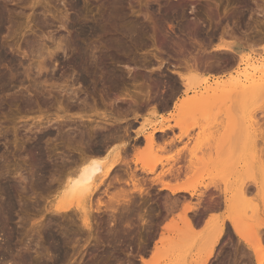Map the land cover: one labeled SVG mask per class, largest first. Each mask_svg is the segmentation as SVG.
Wrapping results in <instances>:
<instances>
[{
    "label": "rangeland",
    "instance_id": "obj_1",
    "mask_svg": "<svg viewBox=\"0 0 264 264\" xmlns=\"http://www.w3.org/2000/svg\"><path fill=\"white\" fill-rule=\"evenodd\" d=\"M75 1L77 3L76 2L74 3V0H0V10H1L0 12L3 13V18H4L0 26V55H1L0 56L1 58L0 86L2 84L1 81L3 75H5L8 79L7 87H5L4 90L0 91L1 92L0 93V157L2 156L0 158L1 159L0 171L2 175L0 177V180L2 179L4 174L6 175L8 174L9 176L6 177L8 178L7 180L10 182H12L13 180L14 182V183L12 182L14 184L13 187L19 188V190L15 188L18 191V193L19 191L21 193L20 190L21 186L23 187L22 188L23 194L21 193V195L18 194L17 191L14 189L16 193V195L14 193V198L16 199L15 204L17 206L16 207L17 210L15 208L14 210L15 213L12 214L14 216V217L12 216L13 220L8 221V222H12L11 223L12 226L10 223L6 222L4 226H6L7 229L6 227L4 228L3 225L1 227V224L5 221H3L4 219L0 217V221H1L0 264H15V262H17L16 259H18L17 258L18 256L20 258L18 260H20V264H21V259H23L24 256L20 257V255H24L26 252H27L26 254L30 255V262H31V257L32 260L34 259L33 264H93L94 262H95L94 264L96 263L98 264L99 262H100L99 264H140L139 261H137L140 256L142 258L144 257V259L146 258L147 261L148 259H151L149 262L151 264H203L201 262H203V260L205 259L204 258L205 254L207 253V249H206L208 246L207 244H209L211 241V236L209 234L211 233V231H208V229L211 230L212 228L210 229L209 227H214L213 226L214 221L217 223L218 227L222 225L221 223L226 225L227 211H225V207L223 206L222 202H220L221 201L220 198L224 196L223 193L228 188H230L229 185L233 183V180H236L234 182L238 183L237 179L240 178L239 179L240 184H242L241 182L248 184L251 179H248L247 176L249 177V174H252V172L253 173L256 172L253 175L257 173L258 174L257 176L255 175L256 177L251 175L249 178H252L253 176L258 180L260 178L262 179V177L264 179L263 176L264 173H262V171L264 170V168H262L264 167V154H263L264 153L263 152L264 150V0H160V1L159 0H78V1L75 0ZM181 2H183L182 11L177 10L176 12L175 10H171L172 7H175V5L176 6L180 5ZM78 3L80 6L78 5ZM116 3L118 5H115ZM157 3L159 4L157 5ZM215 5L217 6L216 9H215L216 7ZM116 6L118 8H116ZM161 6L163 7V9L164 7H166L167 9L168 7L170 8L167 16L168 17L171 16V17L169 18V20L167 17L166 25H165V19H163L162 17L165 11H163ZM109 7L110 8L113 7L112 8L114 9L113 11L116 12V13L113 12L115 16L116 14L118 15L116 17L114 16L112 21L111 20L107 21L106 19L107 13L110 10ZM115 8L117 10H115ZM208 13H212V14H210L209 16ZM147 18H149V20L152 19L153 21L152 22L149 20L147 21ZM191 18H195L196 21L199 20V23L201 24L199 25L198 28L200 33L197 32L198 31L197 30L196 33L189 34V36L192 34L193 35L195 34V36L197 35V40L198 42H200L199 43L201 48L200 52H198L199 51L198 46L193 45L191 43V40L188 39L189 38L188 34L186 35L184 31L183 32L178 31L181 28V27L178 28L179 27L178 23L181 25V23L183 24V23L191 22ZM161 20H163L164 22H160ZM173 22L176 24H173ZM123 23H125L126 25ZM170 23L172 25V28L168 27ZM206 23L207 25L211 26L210 30L213 29L214 30L206 32L205 31L206 29H204L206 27ZM145 24L147 26H145ZM123 25L124 27L128 25L127 27H130V29L131 27L133 29L135 28L134 31H137L138 30L137 28L139 27L141 28V26L147 28L149 27L151 31L147 33L148 34L146 35L148 36L147 38L146 36L145 37L142 36L137 39H134L135 42L133 40L131 43H128L127 46L130 44V46L128 47L129 48L128 50L130 51L125 50L124 54H122L123 52L121 53V51L123 50L121 51L119 50L121 48L120 45L123 43V40L119 37V35H116L114 33ZM138 25L139 27H137ZM202 25H204V28H202L203 31L201 30ZM84 26H86L85 28H88V30L86 31L87 34L88 32H91L92 34L97 33V35H93V37L92 36L89 37V35H91V33H89L88 35L86 34L84 37H76L80 28H84ZM219 27L221 29L223 28L224 30L222 29L223 30L222 31ZM91 28L96 32H92ZM98 28L101 29L100 30L101 32H103L102 30H104V33H101ZM152 28H154L153 29L154 31H152ZM167 28L170 30H168ZM110 30L112 31V34L110 35L112 37H109L108 35V32ZM120 31L121 30H119V32ZM224 33L227 35H225ZM176 34H178L179 37L178 35L176 37ZM153 35L155 38L152 37ZM162 36L163 38H161ZM85 37H87V39ZM143 37L145 38V40ZM153 38L154 41L156 42L155 44L154 41L152 40ZM174 38L175 40L176 38H179L184 41L186 39L190 41L188 42V40H186V42L182 43L181 48H179L177 47V45L173 46L172 44H169ZM162 39L168 41H162ZM107 40L111 46L113 45L114 47L117 48L119 47L117 53L118 58L115 57V60H118L120 62H117L115 60H114L115 62L113 61L112 63L107 62L106 68L103 66V68L105 69L100 71L101 74L106 72L107 73L103 74L101 79L99 77L100 74L97 72L98 75L91 73L92 74L91 77V75L88 74L87 76L89 77H87V79L84 80L80 75V73L82 74L81 72L82 70L76 67L71 68L73 67V65L72 64L69 65L68 63L70 59L72 60V58L76 56L74 55L76 51L75 50L73 51L72 42L74 41L75 44H77L76 42L82 43V46L88 43L87 47L88 46L91 47L92 44L91 48H94L93 51H96L94 52L95 57H98L100 56L101 53V52L99 53L98 51H101L104 48L102 46L106 45V43L104 44V41L107 42ZM98 42L100 43V45L98 44ZM116 42H117V46H116ZM161 42L163 43V46ZM133 43H139V44H133ZM141 43L143 44V46ZM184 44H186V46ZM203 44L205 45L203 46ZM99 46H101L102 49ZM219 46L230 48L231 52L221 53L220 51H215L216 49L219 48ZM195 50L197 52H195ZM155 52L156 54H153ZM197 53L198 54L200 53L201 55H198ZM191 54L195 56H192ZM72 55L74 56L71 57ZM189 56H192L193 58ZM238 57L242 58V62H239ZM196 60H199L198 63ZM207 61L208 63H206ZM193 62L195 65H198L200 63L202 66L198 65L200 67H196L198 68L196 69L195 65H193ZM210 62L212 63L211 67L214 70L208 68ZM181 63L184 64L185 67ZM41 64L43 65V67ZM178 64H180L179 66L181 68H179ZM204 64L205 65L209 64V65L205 67ZM175 65L177 67H175ZM187 66L189 68H187ZM107 68L111 70L110 73H109L110 70H108ZM129 69H131V71H129ZM157 70L159 71L157 72ZM166 70L169 71L167 72ZM207 70L209 72H207ZM172 72L175 73L177 72L181 76H184L183 81L180 80L179 77H178L179 81L175 79L177 78V76ZM116 74H117V78H115ZM190 74L192 75L195 74L194 79L200 80V81L197 80L198 83H195L194 84L195 86L190 84H189L190 86L187 85L188 82L187 80ZM119 75L121 76L120 79H119L120 77ZM105 76L107 77L106 80H105L106 78ZM112 78L114 79L112 80ZM205 78L208 79L205 80ZM216 79H218V81H216ZM239 81L240 83L237 86ZM252 84H254L255 86V88L253 87L254 89L249 87ZM240 85H243V87H240ZM209 86L213 91L214 90L216 91L212 92V94L214 93L213 94L214 97L212 100L213 102L211 101L212 104L210 102L207 105L206 107L207 109L190 108V110L188 109L187 111L183 110V112H181L178 115V111H176L175 108L176 105H180V101L182 100V98L180 100H177V97L182 95L183 98H185V95L191 96L198 93L201 94L203 93V91H205L204 89H207ZM245 86L246 87L248 86L249 89L247 90L242 89L244 90L242 91L241 88H246ZM110 87H112V89ZM214 87L215 89H213ZM154 90L155 93L153 92ZM169 91L172 92L169 93ZM152 93L154 96L152 95ZM150 94L154 98H151L152 96ZM126 98L127 99L129 98L130 101H132L136 105L128 107V104L126 103L129 102L128 101L129 99L127 100ZM119 100L121 101V103ZM174 101L177 102V104H175L174 107V113L170 114L166 118L158 116L159 111H165L171 109V105H172L171 103H173ZM163 104L164 106H162ZM125 107H127L128 109ZM117 109H120L121 111ZM133 109L135 110V112L133 111ZM136 109H138L139 111H136ZM123 110H125L126 112ZM117 111H119V113L121 112L120 113L121 115L117 113ZM154 111L155 113L152 114ZM131 112L134 113L131 114ZM203 113H211L212 115L211 116L207 115L209 117L207 118L206 115H204ZM78 116H84V117L88 116L91 118L93 117L92 119L95 120V124L93 123L83 124L77 120ZM66 118L71 119V121H68V123L67 122L62 123V120H66ZM103 118L104 121L107 120L106 122L112 120L117 121L116 122L117 128L116 127L114 129L112 128L113 131L112 129H109L110 127L107 128V130L108 129L109 131L111 130L112 133L116 130L115 134L117 136L119 135V133H120L119 136H122L123 134L121 132L124 130V128H127L126 137H123L124 139H122V137H119L118 139L114 140L112 138H108V134H109L108 131H107L108 134L106 133L107 134L106 136H104L106 131L103 132L102 129L101 130L96 129L99 132L98 133L94 127L99 125L97 121H103ZM119 122H121L122 124H120ZM161 122L164 126H167V128L170 129L165 131L166 133H161V134L155 133L153 135L154 148H152L151 150L154 151H152L153 152L152 153L146 147V142L143 140L142 135L150 133L152 128L154 126H157V124H160ZM88 125L91 127L90 129H88L89 128ZM83 126L85 127V129ZM140 129H143L144 131L142 130L140 131ZM15 130L17 133L14 132ZM85 130L88 131L86 132ZM99 130L102 131L101 135H99L100 134ZM134 130H136L135 133L131 132ZM138 131L139 133H137ZM184 131L186 132L185 135L182 133ZM83 132L88 134L89 137L91 138L90 139L86 135L87 140H89L88 141L89 144L88 142L86 144L88 146H90L91 144L90 147L88 146L85 147L84 145L85 143H83L82 141L83 138H81L80 135H82V137L85 138ZM111 132L110 134H112ZM14 134H16V137ZM97 135L98 136L103 135L105 137V138L103 137L104 138L103 144L104 146H106V148L103 146L102 147L103 150L101 151L103 152L104 150H106L107 151L106 153L108 154L106 155L104 153L105 151L103 153L100 151V153L98 154L101 156L98 159H104L107 162V164L111 162H117V163L123 162L125 165H123V163H120L119 165L120 167L118 166V170H115L112 174V175H118L117 181L120 185L113 184L109 189H107L106 183L108 182L107 181L108 179L104 180L105 182L99 185L98 192L94 196L90 197L91 199L90 202H87L90 200L88 199L89 197L87 199L78 198V196L74 197L71 196V194L69 195V191L66 194L67 191L65 190V188L62 186L59 187L58 184L60 185V183L58 182L57 184L56 181H58L57 179L60 174L63 175V172L68 171V167L70 169L71 168L74 169V166L77 167L76 165L78 163L76 165L75 163L78 160H76L75 158L79 159L81 157L78 154V152L82 153L85 150V148L89 150V148L92 147L96 148L97 146H100L98 144L102 145V143L100 142L98 143L95 139H93L94 137H97ZM159 136L164 138L161 139V137ZM42 137L44 140L41 141L40 139H42ZM227 137L228 140H226ZM229 138H230V145L232 143L234 145V147L233 145H231L233 148H230ZM232 138L233 141L231 142ZM92 140L96 141L97 143L96 146L95 145L93 146L95 142L92 143L91 142ZM104 140L105 141L107 140V142L104 143ZM113 140L114 142H112ZM223 141H225L226 143V145L224 146L227 148L226 150L227 153L224 152L225 148L220 150V156L224 158V159L222 158L220 159V157L217 156L219 153L216 147L217 144H220L221 142L223 144ZM162 145L164 148H162ZM37 146L39 147L40 151L42 148V150L46 151L43 152L48 154V155L44 154L45 156H48L46 157L47 161L44 160L45 158H43V161H46L44 162V165L47 166V168H44L43 166L45 170H43L42 168L43 161L41 162L39 158L34 156L37 153L35 149ZM109 147L111 151L107 149ZM145 147L152 154L147 152ZM231 149H232V153H230ZM87 152L86 154L83 153L84 157H87V155L89 154V152L88 153ZM151 155H153V158L151 157ZM230 156L233 157L231 158ZM205 158L206 160H204ZM218 159H220L221 161L220 163L217 164L216 162L217 161L219 162ZM74 160L76 162H74ZM138 160L142 162L154 161L157 164L155 165L152 173L149 174L142 170L141 164L134 163ZM207 160L209 162H206ZM222 160H224L223 163ZM203 161L204 163L205 162L207 163V166L204 165ZM64 162L65 163L67 162L66 163L67 165ZM68 162L70 163L74 162L73 163L74 165L68 164ZM209 164L211 167H208ZM214 164L217 166L219 165L218 166L219 168L216 167ZM250 164L253 167L252 166L250 167L249 166ZM212 165L215 166L216 168L212 167ZM220 167L223 169L221 170ZM244 167H247V170ZM240 168L242 171L243 170L244 171L242 172ZM32 169H34V171ZM217 169H219V171ZM250 169L252 170L256 169V171L255 170L251 171ZM220 170L222 173L220 172ZM228 170L230 171L228 172ZM258 170L261 173L257 172ZM58 171L59 173H57ZM217 171L219 173H217ZM237 171L240 174L237 173ZM245 171L247 172L245 173ZM76 172L74 173V175H72V177H75ZM54 173H57V175ZM33 174L36 176V178ZM45 174H47V176H45ZM37 175L39 178L37 177ZM259 175L261 177H259ZM214 176H216L217 178ZM47 177L50 178L48 179ZM234 177H236V179H234ZM148 179L149 181L145 182ZM192 179L194 180V182L195 181L196 182L192 183L193 181ZM60 180H62L61 176L59 178V181ZM152 180H156L157 182L155 181L153 183ZM40 181L42 182L40 183ZM138 183L140 184L141 187L139 186ZM146 183L148 185H146ZM189 183L190 185H193L192 186L193 188L188 187ZM162 184H167L169 187H173V188H175L176 186H180L182 184L181 186L184 185L183 187L190 188L191 196L184 193L171 194L168 190L162 188ZM61 187L63 188V190ZM106 189L108 190V193ZM139 189L141 191L142 198L141 196L138 195L140 194L138 191ZM234 189H236V187H234ZM254 190L255 189H253L252 191L255 194L252 192V194L248 196L250 198L248 200L252 202L253 205L255 203L257 210L258 209L259 210L258 212L257 210L251 211L249 208V212L250 214L255 213L256 215L255 214L254 215L256 217L258 214V218L256 217L254 218L253 215L252 216L253 218L251 217L252 218L251 220L250 218H247V216L243 214V212H241V214L243 215L241 216L240 214L241 209H239V206L242 203L239 200L236 201L238 203V204L236 203L237 204L236 206H238V208H236L238 211L236 212L237 214H240V216L242 217V218L240 217L241 219V220L239 219L240 221L243 222L245 221L250 225L249 229L250 227L252 228V226L254 227L255 226L254 224H256L257 228L260 227L259 233L262 236L261 232L263 231L264 228L262 227L263 223L260 221L264 222V218H263L264 195H261L260 197L259 192ZM136 191L138 192L135 193ZM143 191H145V193ZM116 192H119V194L117 195ZM120 192L124 197H128V194L132 192L133 194L132 193L129 194V197H131V199L133 200L131 201L128 200L129 204L124 203L127 202L126 200L129 199V197L127 199L126 198L122 199L123 196L120 194ZM110 193L111 195L116 194V196H118L119 198L121 196L122 199L121 201L119 199V201L121 202L119 205L120 208L115 206V210L116 209L117 210L115 211L116 213L115 212L112 213L113 218L112 216H110L109 211L106 210L107 205L106 206L103 205V204H107L106 202L108 201L106 200H108ZM207 193L209 196L207 195ZM107 194H109L108 197ZM262 194H264V191ZM213 198L215 199L217 198L219 201L218 202L217 199L216 200L214 199V202L216 201L217 203H219L217 204L215 202L217 204V205L215 204L216 206L213 203ZM0 199H1L0 201L4 202L3 197L0 196ZM208 199H210L209 201H211L212 199L211 203H213L214 207L216 208L214 209L210 208L212 207V204L208 202ZM256 199L257 201H253ZM249 201L247 203H249ZM101 202L103 204L99 206ZM130 202L133 203L130 204ZM88 203L91 209H95L99 207L101 210V212L98 211L97 215H96L97 212L92 215L93 221L91 220V222L93 223L95 222L94 223L95 225L94 224L92 225L94 226L93 228L95 230V233L93 232L94 234L93 233L88 234V232L86 233L84 231L85 230L84 227L82 228L81 226L82 223L80 222L81 221L80 212L83 209L88 208L89 206ZM1 204L2 203L0 202V205ZM122 204H124L123 207H121ZM128 205H130V207ZM218 205L221 207V208L219 207V210H218ZM243 205L244 204H242L240 208H242ZM245 205L243 207H245ZM255 205L253 207H255ZM203 206L204 207L206 206L208 209L206 210ZM188 207L193 208L194 210L190 209L189 211H186ZM60 208H67L69 210L68 214L67 213L64 215L62 214V216L56 215L55 211L59 210ZM209 208L211 209V211H209ZM244 209L242 208V211H244ZM200 210L202 211V213L203 211L206 210L203 213L204 216L201 215L202 213L200 212ZM213 210L215 211L217 210V211L213 212ZM245 211L248 210L245 209ZM199 212L201 214L198 215V218L201 215L200 217L201 224L195 227L194 226L187 227L190 228V231L187 230V228L183 230L186 226H188L185 225L184 223L188 221V219H190V221L192 220L193 222L194 220L193 218H195L196 217L195 215ZM113 214L116 216H114ZM142 215L144 217H142ZM108 216L110 218L109 220H108ZM211 216L213 220L209 219L211 218ZM244 216H246L245 220H242ZM195 219H197V217ZM206 220L209 221L206 223ZM251 221L252 223H250ZM215 222L214 225L216 226ZM164 224L167 225L170 224V226L171 225L174 226L173 227L174 229L172 228V230H170L168 229L170 227L167 228L165 227V229L162 231ZM248 224L246 226H248ZM59 226H62L64 228L62 229L64 230L65 233ZM43 227L46 228L47 230L43 229ZM10 228H12V230L15 229L16 233L13 234L14 231L12 232ZM79 228L82 229V233L81 231H79L80 230ZM5 229L7 230V232ZM254 229L252 228L253 232L255 231ZM9 230H10V234H13L12 236L9 234L11 237L7 235V233H9ZM43 230L44 232L45 231L49 232L52 230V232H54L53 234L56 235L60 234L59 235L60 238H58V236L55 235L56 239L58 240L59 239L61 240V238H63L66 233L67 234L69 233V235L66 234L67 237H64L62 239L68 241L67 242L68 244L65 243L66 244L65 245L64 244L65 241H63L64 245L61 244V247H59L61 248V250L64 249L65 252L62 250V252L59 253L60 249L58 248L59 250L57 249L58 250L57 255L56 252L55 253L53 252L54 255L47 254L46 252L48 251V249L51 248L50 247L51 243L46 247H44L43 245H46L45 243H49L51 241L50 240L48 241V239L45 237L46 232L44 233ZM60 230L62 231L60 232ZM38 231L40 234L38 233ZM165 231L169 233H166ZM3 232L6 233L5 235L8 236V238H6V236L3 235L4 234ZM42 233H44L43 237H42ZM260 234H258L259 237ZM39 235H40V239L38 238ZM231 235L232 234L231 233L229 234L228 232V235L226 236L228 237V239L230 238V241L228 239L226 240V237H224L223 240L220 241V243L222 242L221 245H218L216 247L217 250H214L213 252L214 255L216 253V256L212 255V258H210L209 261L206 262V264H217V262L218 264L219 263L221 264V261L223 263V260L224 262H226L225 259L227 258L226 256L227 254L228 256L230 255L229 258H227L230 259V261L226 259L227 262H230V264L233 262L232 264H235V262L237 261L238 264H240V262H242L241 256L243 257V254H246L247 252L249 254L246 255L248 256L250 255V258L246 256L250 260V261L248 260L249 263L255 264V260L253 258L254 255L251 253V251L249 250L246 251L247 248L244 246L243 242L238 241L234 236H232L234 238L229 237ZM9 237L11 238L10 240ZM68 237L69 240L71 239L70 241L68 240ZM160 238H162L161 239L162 241L159 240ZM8 240H9V244L12 247L9 246L11 249L9 248V250L7 251V247L5 246L6 245L5 241L8 242ZM38 240H40V242ZM41 240L42 241L47 240V242L42 243ZM250 240H254V239H250ZM158 241L160 242L158 243ZM36 242H39L37 243L39 244L38 246L35 245ZM69 242L73 245V247ZM135 242L136 245L134 244ZM187 242L190 244L189 245L186 244ZM155 243H158L157 245L159 247L157 246V248L161 252L159 250L158 252L153 250L154 248L153 246L155 245ZM252 243L254 242L252 241ZM24 246H28L27 247L28 249L25 247L26 252ZM42 246L44 247L43 250L42 249L39 250ZM65 246L67 248H65ZM74 246L75 248L77 247L75 254L74 252H72L74 250L73 249ZM38 247L40 248L38 249ZM180 247H182L181 250ZM237 247L240 251L237 250ZM45 248L47 250H44ZM235 248L236 250L233 251V249ZM3 251L10 253L11 255L9 254L10 255L9 256L7 253L5 255L4 253H2ZM34 251L36 253L37 252L41 253V251H44V254H47V257L49 255L51 259H49V257L47 258L46 255L44 256L43 252L41 253L43 254V257L41 259V257L39 258L40 254L37 253L39 254L37 255ZM235 252H241V253L243 252L242 255L238 254L239 256L241 255L240 256L241 259L234 255ZM152 253L153 254L157 253L156 254L157 256L156 255L152 256L153 255ZM231 253H233V255H231ZM7 255L10 257V259H7L9 258L6 257ZM29 255L26 256L29 257ZM222 255L224 256V259H222L223 258ZM232 256L233 257L235 256V258L231 259L230 257ZM12 257L15 260V262L11 261L13 260ZM236 258L240 260L238 261ZM246 259L247 258H243L244 261L241 264H246V263L249 264L248 262L244 263ZM210 260L212 261L210 262Z\"/></svg>",
    "mask_w": 264,
    "mask_h": 264
},
{
    "label": "bare ground",
    "instance_id": "obj_2",
    "mask_svg": "<svg viewBox=\"0 0 264 264\" xmlns=\"http://www.w3.org/2000/svg\"><path fill=\"white\" fill-rule=\"evenodd\" d=\"M78 1V0H77ZM160 1V0H159ZM76 1L74 0V3H75ZM163 2V1H162ZM77 3V2H76ZM182 3L183 2H181L180 3V5H175V7H172L171 8V10H175L176 12H177V10H179V11H182ZM73 4V3H72ZM110 4V3H109ZM159 3H157V5H158ZM169 4H171V3H169ZM78 5H79V3H78ZM115 5H118L117 3L115 4ZM214 5V4H213ZM73 6V5H72ZM76 6V5H75ZM80 6V5H79ZM109 6V5H108ZM173 6H174V4H173ZM216 6V5H215ZM74 7V6H73ZM113 7H115V6H113ZM112 7V8H113ZM120 7V6H119ZM162 7V6H161ZM110 8V7H109ZM108 8V9H109ZM112 8H110V10L108 11V13H107V21H109V20H113V18H114V16H115V14L114 13H116V12H114L113 10L114 9H112ZM116 8H118L117 6H116ZM115 8V10H117ZM159 8V7H158ZM157 8V9H158ZM186 8V7H185ZM204 8V7H203ZM209 8H210V6H209ZM217 8V6L215 7V9ZM160 9V8H159ZM162 9H163V7H162ZM169 7H168V9L166 8V7H164V9H163V11H165L164 12V14L162 15V17H163V19H165V25H166V20H167V15H168V11H169ZM213 10V9H212ZM1 11V10H0ZM106 11V12H107ZM119 11V10H118ZM114 12V13H113ZM196 12V11H195ZM212 12V11H211ZM216 12V11H215ZM170 13H172V12H170ZM179 13V12H178ZM194 13V12H193ZM121 14V13H120ZM162 14V13H161ZM184 14V13H183ZM196 14V13H195ZM210 14H212V13H208V15L210 16ZM180 15H181V13H180ZM185 15V14H184ZM183 15V16H184ZM116 16H118L117 14H116ZM115 16V17H116ZM173 16V15H172ZM196 16V15H195ZM214 16V15H213ZM219 16V15H218ZM241 16V15H240ZM123 17H124V15H123ZM122 17V18H123ZM149 17V16H148ZM158 17V16H157ZM171 17V16H170ZM170 17H168V20H169V18ZM181 17V16H180ZM215 17H216V15H215ZM126 18V17H125ZM152 18V17H151ZM183 18H185V17H183ZM196 18V17H195ZM195 18H191V22H188V23H181V25L178 23V25H179V27L178 28H180L178 31L179 32H183L184 31V33H186V35L188 34V36H189V34L190 33H196V31L197 32H199V25H201L200 23H199V20H197L196 21V19ZM3 13H1L0 12V26H1V24H2V22H3ZM105 19V18H104ZM105 19V20H106ZM155 19V18H154ZM190 19V18H189ZM122 20V19H121ZM149 20V18H147V21ZM173 20V19H172ZM175 20V19H174ZM177 20V19H176ZM102 21V20H101ZM106 21V22H107ZM126 21V20H125ZM124 21V22H125ZM144 21V20H143ZM146 21V22H147ZM149 21H153L152 19H150ZM178 21V20H177ZM188 21V20H187ZM131 22V21H130ZM135 22V21H134ZM137 22V21H136ZM154 22H156V21H154ZM153 22V23H154ZM160 22H164L163 20H161ZM170 22V21H169ZM168 22V23H169ZM182 22V21H181ZM103 23H104V21H103ZM102 24V23H101ZM106 24H109V23H106ZM123 24H125V23H123ZM129 24V23H128ZM144 24V23H143ZM148 24V23H147ZM155 24V23H154ZM162 24V23H161ZM173 24H176V23H174L173 22ZM184 24H187V25H184ZM122 25V24H121ZM126 25V24H125ZM134 25V24H133ZM139 25H140V23H139ZM139 25L137 26V27H139ZM158 25V24H157ZM156 25V26H157ZM182 25H184V26H182ZM211 25V24H210ZM214 25V24H213ZM88 26V25H87ZM99 26V25H98ZM128 26V25H127ZM127 26H125L124 27V25L122 26V27H120L117 31H115L114 33L116 34V35H119V37L123 40V43L120 45L121 46V48L119 49V47L117 48V47H114L113 45V47L109 44V42H108V40H107V42H105L106 41V39H105V41H104V44L106 43V45L105 46H102V44H101V46L102 47H104L103 49L101 48V46H99L98 48L101 50V51H98L99 53H100V56H98V57H95V54H94V52H96V51H93V49L94 48H91L92 47V44L91 43H89V44H91V47H87V44H85V45H83L82 46V43H78V42H76L77 44H75L74 43V41L72 42V47H73V51L75 50L76 52H75V54L74 55H76V56H74V55H72L71 57H73L72 58V60L70 59V61L68 62L69 63V65H73V67H71V68H74V67H76V68H79V69H81L82 71V74L80 73V75H81V77L85 80V79H87V77H89V76H87L88 74H90L91 75V77H92V74L91 73H94V74H97V72L100 74L99 75V77H100V79H101V77H102V75L103 74H106V73H102L101 74V70H103V69H105L106 68V65H107V62H113L114 60H115V57L116 58H118L117 57V53H118V49L121 51V50H123V51H121V53L122 54H124V51L125 50H127V51H130V50H128L129 48V46H130V44L127 46V44L128 43H131L134 39H137V38H139V37H142V36H146V35H148L147 33H149V32H151L150 31V28L148 27H144V26H141V28L139 29V28H137L138 30L137 31H134V29L131 27V29H130V27H127ZM132 26V25H131ZM145 26H147L146 24H145ZM163 26V25H162ZM86 26H84V28H85ZM154 27V26H153ZM166 27V26H165ZM168 27H170V28H172V25H171V23H170V25L168 26ZM176 27V28H177ZM211 26H209V25H207V23H206V27L204 28V25H202V27H201V30L203 31V29L202 28H204V29H206L205 31L206 32H209V31H213V30H210L211 28H210ZM80 28V30L78 31V33H77V36L76 37H84L87 33H86V31L88 30V28ZM90 28V27H89ZM158 28H159V26H158ZM161 28V27H160ZM215 28V27H214ZM220 28V27H219ZM99 29V28H98ZM154 28H152V31H154L153 30ZM168 29V28H167ZM221 29V28H220ZM223 29V28H222ZM221 29V30H222ZM91 30H92V28H91ZM101 29H99V31H100ZM107 30V29H106ZM119 30H121L120 32H119ZM156 30V29H155ZM158 30V29H157ZM164 30V29H163ZM168 30H170V29H168ZM174 30V29H173ZM176 30V29H175ZM185 30H188V31H185ZM216 30H217V28H216ZM215 30V31H216ZM224 30V29H223ZM222 30V31H223ZM103 32H101V33H104V30H102ZM92 32H96V31H94V30H92ZM99 32V33H100ZM169 32V31H168ZM188 32V33H187ZM89 33H91V32H88V34ZM113 33V34H114ZM118 33V34H117ZM163 33V32H162ZM178 33V32H177ZM200 33V32H199ZM203 33V32H202ZM201 33V34H202ZM211 33H213V32H211ZM228 33V32H227ZM87 34V35H88ZM112 34V31L110 30L109 32H108V35H109V37H112V36H110ZM170 34H172V33H170ZM198 34V33H197ZM220 34V33H219ZM225 34V33H224ZM93 35H97V33L96 34H92L91 33V35H89V37L90 36H92L93 37ZM101 35V34H100ZM107 35V34H106ZM160 35V34H159ZM158 35V36H159ZM166 35V34H165ZM173 35H174V33H173ZM177 35L178 34H176V37H177ZM213 35V34H212ZM222 35V34H221ZM225 35H227V34H225ZM99 36V35H98ZM151 36V35H150ZM156 36V35H155ZM199 36V35H198ZM95 37V36H94ZM143 37V38H144ZM148 36H146V38H147ZM152 37H154V35L152 36ZM178 37H179V35H178ZM182 37V36H181ZM211 37V36H210ZM209 37V38H210ZM86 39H87V37H85ZM150 38V37H149ZM155 38V37H154ZM154 38L152 39L153 41H154ZM161 38H163V36L161 37ZM160 38V39H161ZM186 38V37H185ZM207 38V37H206ZM81 39V38H80ZM108 39V38H107ZM120 39V40H121ZM168 39V38H167ZM182 39H184V38H182ZM188 39H190L191 40V43L193 44V45H196V46H198V48H199V51L198 52H200L201 51V48H200V42H198V40H197V35L195 36V34L193 35H190L189 36V38ZM188 39H186V40H188ZM82 40V39H81ZM104 40V39H103ZM144 40H145V38H144ZM151 40V41H152ZM156 40V39H155ZM171 40V39H170ZM186 40L184 41V40H181V39H179V38H176V40H175V38L171 41V43H169V44H172L173 46L174 45H177V47H179V48H181V46H182V43H184V42H186ZM190 40H188V42L190 41ZM209 40H211V39H209ZM87 41V40H86ZM89 41V40H88ZM162 41H168V40H165V39H162ZM201 41V40H200ZM207 41V40H206ZM111 42V41H110ZM119 42V41H118ZM134 42H135V40H134ZM139 42V41H138ZM187 42V43H188ZM204 42V41H203ZM102 43V42H101ZM108 43V44H107ZM140 43V42H139ZM139 43H133V44H139ZM153 43V42H152ZM156 42L154 41V44H155ZM162 43V42H161ZM165 43V42H164ZM167 43V42H166ZM186 43V44H187ZM191 43H190V45H191ZM79 44V45H78ZM81 44V45H80ZM98 44L100 45V43L98 42ZM103 44V45H104ZM142 44V43H141ZM160 44V43H159ZM186 44H184L185 46H186ZM189 44V43H188ZM202 44V43H201ZM146 45V44H145ZM165 45V44H164ZM171 45V46H172ZM183 45V46H184ZM192 45V46H193ZM205 44H203V46H204ZM207 45V44H206ZM96 46V45H95ZM116 46H117V42H116ZM142 46H143V44H142ZM162 46H163V43H162ZM172 46V47H173ZM188 46V45H187ZM131 48V47H130ZM176 48V47H175ZM178 48V49H179ZM187 48V47H186ZM192 48V47H191ZM194 48V47H193ZM198 48H197V50H198ZM95 49H97V48H95ZM156 49H158V48H156ZM168 49V48H167ZM177 49V48H176ZM175 49V50H176ZM189 49V48H188ZM203 49H205V48H203ZM207 49V48H206ZM133 50V49H132ZM155 50V49H154ZM185 50V49H184ZM190 50V49H189ZM215 51H220L221 53L222 52H231V49L230 48H227V47H223V46H219V48L218 49H216ZM158 52V51H157ZM178 52H180V51H178ZM177 52V53H178ZM184 52V51H183ZM195 52H197L196 50H195ZM214 52V51H213ZM126 53V52H125ZM131 53V52H130ZM162 53V52H161ZM166 53H168V52H166ZM175 53V52H174ZM176 53V54H177ZM187 53H188V51H187ZM203 53V52H202ZM206 53V52H205ZM216 53H218V52H216ZM225 53V54H226ZM98 54V53H97ZM153 54H156V52L155 53H153ZM152 54V55H153ZM176 54H174V55H176ZM198 54V53H197ZM126 55V54H125ZM161 55H163V54H161ZM161 55H159V56H161ZM168 55V54H167ZM192 56H195V55H193V54H191ZM198 55H201L200 53L198 54ZM1 56V55H0ZM97 56V55H96ZM122 56V55H121ZM158 56V55H157ZM180 56V55H179ZM185 56H186V54H185ZM192 56H189V57H192ZM214 56V55H213ZM175 57V56H174ZM206 57V56H205ZM205 57H204V59H205ZM154 58V57H153ZM159 58V57H158ZM169 58V57H168ZM179 58V57H178ZM193 58V57H192ZM195 58V57H194ZM200 58V57H199ZM198 58V59H199ZM201 58H202V56H201ZM209 58V57H208ZM215 58V57H214ZM220 58H221V55H220ZM219 58V59H220ZM126 59V58H125ZM170 59V58H169ZM175 59H177V58H175ZM119 60H120V58H119ZM122 60V59H121ZM137 60V59H136ZM162 60V59H161ZM187 60V59H186ZM193 60V59H192ZM191 60V61H192ZM200 60V59H199ZM199 60H196L197 61V63H198V61ZM208 60V59H207ZM214 60V59H213ZM238 60H239V62H242V58L241 57H238ZM115 61H117V62H120V61H118V60H115ZM114 61V62H115ZM133 61H134V59H133ZM177 61V60H176ZM179 61V60H178ZM181 61V60H180ZM190 61V62H191ZM201 61V60H200ZM203 61V60H202ZM210 61H211V58H210ZM215 61V60H214ZM0 62H1V58H0ZM122 62V61H121ZM131 62V61H130ZM185 62V61H184ZM183 62V63H184ZM220 62V61H219ZM111 63H110V65H111ZM129 63V62H128ZM132 63V62H131ZM159 63H160V61H159ZM158 63V64H159ZM163 63H164V61H163ZM180 63V62H179ZM206 63H208V61L206 62ZM213 63H215V62H213ZM223 63V62H222ZM43 64V63H42ZM41 64V65H42ZM169 64V63H168ZM182 64V63H181ZM192 64V63H191ZM203 64V63H202ZM212 63L210 62V65H209V69L211 68V70H214V69H212V65H211ZM128 65V64H127ZM180 64H178V66H179ZM183 66H184V64H182ZM193 65H195L194 64V62H193ZM198 65H201L200 63L198 64ZM198 65H195V68L196 67H200V66H198ZM208 65H205L204 64V66L206 67V66H208ZM103 66L105 67V68H103ZM202 66V65H201ZM214 66V65H213ZM41 67V66H40ZM42 67H43V65H42ZM160 67V66H159ZM165 67V66H164ZM175 67H177L176 65H175ZM185 67V66H184ZM192 67V66H191ZM194 67V66H193ZM217 67V66H216ZM179 68H181L180 66H179ZM183 68V67H182ZM187 68H189L188 66H187ZM204 68V67H203ZM207 68V69H208ZM40 69H42V68H40ZM39 69V70H40ZM44 69V68H43ZM108 69V68H107ZM115 69V68H114ZM166 69V68H165ZM196 69H198V68H196ZM195 69V70H196ZM201 69H202V67H201ZM200 69V70H201ZM208 69V70H209ZM108 70H110V69H108ZM111 70H112V67H111ZM111 70L109 71V73L111 72ZM207 70V72H209ZM217 70H219V69H217ZM107 71V70H106ZM114 71V70H113ZM129 71H131V69H129ZM159 70H157V72H158ZM167 71V70H166ZM169 71V70H168ZM167 71V72H168ZM202 71V70H201ZM212 72V71H211ZM213 72H215V71H213ZM217 72V71H216ZM115 73V72H114ZM173 74H175L176 76H177V78H175V79H177L178 80V77H179V79L180 80H182L183 81V78H184V76H181L179 73H175V72H172ZM171 73V74H172ZM72 74V73H71ZM112 74V73H111ZM119 74V73H118ZM155 74V73H154ZM158 74V73H157ZM169 74H170V72H169ZM168 74V75H169ZM179 74V75H178ZM79 75V76H80ZM98 75V74H97ZM110 75V74H109ZM113 75V74H112ZM156 75V74H155ZM154 75V76H155ZM159 75H160V73H159ZM96 76V75H95ZM107 76V75H106ZM105 76V77H106ZM115 76V75H114ZM120 76V75H119ZM170 76V75H169ZM111 77V76H110ZM173 77V76H172ZM194 77H195V74H190L189 75V77H188V82H187V85H193V86H195L194 84L195 83H198L197 82V77H196V79L197 80H195L194 79ZM115 78H117V74H116V77ZM121 78V76L119 77V79ZM152 78H153V76H152ZM169 78H171V77H169ZM186 78V77H185ZM199 78V77H198ZM107 79V77L105 78V80ZM114 78H112V80H113ZM194 79V80H193ZM202 79V78H201ZM208 79V78H207ZM206 78H205V80H207ZM90 80H91V78H90ZM94 80V79H93ZM96 80V79H95ZM104 80V81H105ZM110 80V79H109ZM116 80V79H115ZM156 80V79H155ZM174 80V79H173ZM245 80H247V79H245ZM88 81H89V79H88ZM122 81V80H121ZM176 81V80H175ZM179 81V80H178ZM194 81H196V82H194ZM198 81H200V80H198ZM204 81V80H203ZM216 81H218V79H216ZM117 82V81H116ZM156 82V81H155ZM192 82H193V84H192ZM205 82V81H204ZM1 86H0V91H2V90H4L5 89V87H7V84H8V79H7V77L5 76V75H3V78H2V81H1ZM122 83V82H121ZM157 83V82H156ZM164 83V82H163ZM239 83H240V81L238 82V84H237V86L239 85ZM103 84H104V82H103ZM177 84V83H176ZM236 84V83H235ZM102 85V84H101ZM112 85V84H111ZM120 85V84H119ZM189 85V86H190ZM165 86H166V84H165ZM168 86V85H167ZM174 86V85H173ZM192 86V87H193ZM258 86V85H257ZM256 86V87H257ZM263 86V85H262ZM160 87V86H159ZM212 87V86H211ZM217 87V86H216ZM240 87H243V85H240ZM246 87V86H245ZM250 88H252V89H254L255 88V86H254V84H252L251 86H249ZM254 87V88H253ZM111 89H112V87H110ZM109 88V89H110ZM148 88V87H147ZM166 88V87H165ZM258 88V87H257ZM114 89V88H113ZM164 89V88H163ZM180 89V88H179ZM213 89H215V87L213 88ZM217 89V88H216ZM235 89V88H234ZM242 89H245V90H247V89H249L248 88V86L246 87V88H241V90ZM251 89V90H252ZM156 90V89H155ZM155 90L153 91L154 93H155ZM175 90H176V88H175ZM205 91H203V93H201V94H194V95H191V96H187V95H185V98H182V100L180 101V105H176V111H178V115L181 113V112H183V110L184 111H187L188 109L190 110V108H201V109H207L206 107H207V105L213 100V97H214V93L212 94V92H215L216 90H212L211 88H210V86L207 88V89H204ZM238 90V89H237ZM236 90V91H237ZM250 90V91H251ZM242 91H244V90H242ZM166 92V91H165ZM170 92H172V91H169V93ZM191 92V91H190ZM202 92V91H201ZM232 92H235V91H232ZM1 93V92H0ZM159 93H160V90H159ZM196 93V92H195ZM157 94V93H156ZM216 94V93H215ZM241 94V93H240ZM246 94V93H245ZM147 95V94H146ZM151 95V94H150ZM152 95H153V93H152ZM151 95V96H152ZM161 95V94H160ZM168 95V94H167ZM234 95V94H233ZM154 96V95H153ZM151 97V98H154V97ZM165 97V96H164ZM125 98V97H124ZM232 98V97H231ZM233 98H234V96H233ZM238 98V97H237ZM242 98V97H241ZM127 99V98H126ZM129 99V98H128ZM127 99V100H128ZM168 99V98H167ZM173 99V98H172ZM118 100V99H117ZM125 100V99H124ZM150 100V99H149ZM164 100V99H163ZM171 100V99H170ZM120 101V100H119ZM123 101V100H122ZM129 102L128 103H126V104H128V107L130 106H133V105H136L135 103H133L132 101H130V99L128 100ZM147 101V100H146ZM146 101H144V102H146ZM114 102V101H113ZM118 102V101H117ZM143 102V103H144ZM149 102V101H148ZM165 102H166V100H165ZM213 102V101H212ZM212 102H211V104H212ZM115 103V102H114ZM120 103H121V101H120ZM124 103V102H123ZM122 103V104H123ZM150 103V102H149ZM125 104V103H124ZM125 104V105H126ZM161 104H162V102H161ZM166 104V103H165ZM172 104V103H171ZM156 105H157V103H156ZM160 105V104H159ZM158 105V106H159ZM173 105V104H172ZM181 105H183V106H181ZM214 105V104H213ZM212 105V106H213ZM153 106V105H152ZM162 106H164V104L162 105ZM72 107V106H71ZM120 107V106H119ZM142 107H144V106H142ZM108 108V107H107ZM125 108H127V107H125ZM133 108V107H132ZM156 108V107H155ZM123 109V108H122ZM128 109V108H127ZM126 109V110H127ZM130 109V108H129ZM117 110H120V109H117ZM121 111V110H120ZM123 111H125V110H123ZM131 111V110H130ZM133 111L135 112V110L133 109ZM136 111H139L138 109H136ZM208 111V110H207ZM206 111V112H207ZM126 112V111H125ZM124 112V113H125ZM133 112V113H134ZM117 113H119V111H117ZM121 113V112H120ZM119 113V114H120ZM127 113H129V112H127ZM132 112H131V114H133ZM155 113V111L152 113V114H154ZM186 113V112H185ZM110 114V113H109ZM118 114V115H119ZM204 115H206V117L207 118H209L208 116H211L212 114L211 113H203ZM79 115V114H78ZM114 115V114H113ZM121 115V114H120ZM130 115V114H129ZM137 115V114H136ZM202 115V114H201ZM203 115V116H204ZM208 115V116H207ZM108 116V115H107ZM202 116V117H203ZM121 117V116H120ZM125 117H126V115H125ZM75 118V117H74ZM93 118V117H92ZM91 117H84V116H78V121H80L81 123H87V124H95V120L94 119H92ZM108 118V117H107ZM115 118H116V116H115ZM205 118V117H204ZM98 119V118H97ZM74 120V119H73ZM73 120H72V122H73ZM101 120H102V118H101ZM106 120V119H105ZM110 120H111V118H110ZM119 120V119H118ZM126 120V119H125ZM68 121H71V119H67L66 118V120H62V123L63 122H67L68 123ZM107 121V120H106ZM106 121H104V118H103V121H97V123L99 124V125H102V126H99V125H97V126H95V125H93V126H95L94 128H95V130L96 129H102L103 130V132H105V135L104 136H106L107 134H108V132H109V134H108V138H112V139H114V140H116V139H118L119 137H122V139H124L123 137H126V135H127V128H124V130L121 132L123 135L122 136H119L120 135V133H119V135L117 136L116 134H115V131L112 133L111 132V130L109 131V129H114L115 127L117 128V125H116V122L117 121H109V122H106ZM122 122V121H121ZM121 122H119L120 124H122ZM125 122H127V121H125ZM146 122V121H145ZM144 122V123H145ZM60 123H61V120H60ZM70 123V122H69ZM177 123V122H176ZM49 124V123H48ZM82 124V125H83ZM130 124V123H129ZM153 124V123H152ZM64 125V124H63ZM77 125V124H76ZM131 125V124H130ZM180 125V124H179ZM89 126V125H88ZM125 126V125H124ZM81 127V126H80ZM79 127V128H80ZM84 127V126H83ZM110 127V128H109ZM120 127H122V126H120ZM128 127V126H127ZM143 127V126H142ZM141 127V128H142ZM176 127V126H175ZM180 127V126H179ZM91 127L89 126V128L88 129H90ZM107 128H109L108 130H107ZM145 128V127H144ZM143 128V129H144ZM76 129H77V127H76ZM83 129V128H82ZM84 129H85V127H84ZM113 129H112V131H113ZM120 129H122V128H120ZM143 129H140V131L142 130V131H144ZM168 129H170V128H167V126H164L163 124H162V122L160 123V124H157V126H154L153 128H152V130H151V132L150 133H148V134H144V135H142V138H143V140L146 142V147L150 150V152H152V151H154V150H151L152 148H154L153 147V135L155 134V133H166L165 131H167ZM181 129V128H180ZM42 130V129H41ZM94 130V131H95ZM99 130V131H100ZM29 131V130H28ZM86 132L88 131V130H85ZM93 131V130H92ZM97 131V130H96ZM108 131V132H107ZM135 131L136 130H134L133 131V133H135ZM15 133H17L16 132V130L14 131ZM98 132V131H97ZM102 131H100V134L99 135H101L102 133H101ZM110 132L112 133V134H110ZM78 133H80V132H78ZM84 133V132H83ZM93 133V132H92ZM99 133V132H98ZM107 133V134H106ZM137 133H139V131L137 132ZM142 133V132H141ZM184 135H185V131L184 132H182ZM43 134V133H42ZM48 134H50V133H48ZM47 134V135H48ZM89 134H90V132H89ZM15 135V137H16V134H14ZM86 135H87V137H89V135L88 134H86V133H84V136H85V138L84 137H82V135H80L81 136V138H83V143H85L84 145H85V147L86 146H88L86 143L89 141V140H87V137H86ZM93 135V134H92ZM95 135V134H94ZM98 136L97 135V137H94L93 139H95L98 143L100 142V143H102V145L101 144H98V145H100V146H97L96 148H94V147H92V148H89V150H87V148H85V152L83 151V150H81V151H83L82 153L80 152H78V154L81 156H79L80 158L78 159V158H75L76 160H78L77 162L74 160V162H76L75 163V165L77 166V167H75L74 166V169L73 168H69L68 167V171L66 172H63L64 170H67V169H64L62 172H63V175L62 174H60L59 175V177H58V181H56L55 179V181H56V183L58 184V182L60 183V185L58 184V186L60 187V186H62V187H64L65 188V190L67 191L66 192V194L68 193V191H69V195L71 194V196H78V198H88V199H90V197H92V196H94L97 192H98V187H99V185H101V184H103V182H105L104 180H106V179H108L107 181V186H106V188L107 189H109L110 187H111V185H113V184H119L118 183V181H117V179H118V175H112L113 174V172L115 171V170H118V166L120 165V163H123V162H111V163H109V164H107V162L104 160V159H98L101 155H99L98 153H100V151L101 150H103L102 149V147L104 146V144H103V139L105 138L104 136ZM116 135V136H115ZM222 135V134H221ZM220 135V136H221ZM230 135V134H229ZM49 136V135H48ZM47 136V137H48ZM183 136V135H182ZM232 136V135H231ZM47 137H46V139H47ZM50 137V136H49ZM104 137V138H103ZM129 137V136H128ZM159 137H161V136H159ZM40 138V137H39ZM90 138V137H89ZM88 138V139H89ZM162 138H164V137H161V139ZM91 139V138H90ZM121 139V140H122ZM160 139V138H159ZM41 141L42 140H44L43 139V137H42V139H40ZM91 141L92 143H94L95 142V144H93V146L95 145H97V143H96V141ZM114 140L112 141V142H114ZM127 140V139H126ZM226 140H228V137L226 138ZM109 141V140H108ZM233 141V138H232V140H231V142ZM37 142V141H36ZM107 142V140L105 141L104 140V143H106ZM122 142V141H121ZM120 142V143H121ZM125 142V141H124ZM142 142V141H141ZM235 142V141H234ZM127 143V142H126ZM168 143V142H167ZM225 143V141H223V144H222V142L220 143V144H217V150H218V155L217 156H219L220 157V159L222 158L221 156H220V150H222L223 148H225L224 150V152L225 153H227V148L224 146V145H226V143ZM228 143V142H227ZM38 144V143H37ZM80 144V143H79ZM88 144H89V142H88ZM113 144V143H112ZM133 144H135V143H133ZM132 144V145H133ZM82 145V144H81ZM124 145H125V143H124ZM166 145V144H165ZM228 145V144H227ZM229 145H230V138H229ZM231 145H233V143L231 144ZM230 145V148H233L234 147V145H233V147ZM17 146V145H16ZM39 146H41V145H39ZM80 146V145H79ZM90 146H91V144H90ZM90 146H88V147H90ZM112 146V145H111ZM155 146V145H154ZM224 146V147H223ZM239 146V145H238ZM241 146V145H240ZM15 147V146H14ZM33 147H35V146H33ZM38 147V146H37ZM35 148L36 149V151H37V153L34 155V156H36L37 158H39L40 160H41V162L43 161V158H45L44 160H46L47 161V159H46V157H48V156H45V155H48L47 153H44L43 151H45V150H42V148H41V151L43 152H41L40 151V149H39V147L38 148ZM105 148H106V146H104ZM118 147V146H117ZM130 147V146H129ZM145 147V148H146ZM159 147V146H158ZM157 147V148H158ZM112 148V147H111ZM114 148V147H113ZM123 148V147H122ZM131 148V147H130ZM133 148V147H132ZM146 148V151L147 152H149L148 151V149ZM160 148V147H159ZM162 148H164L163 147V145H162ZM81 149V148H80ZM83 149H84V147H83ZM107 149H109L110 150V147L109 148H107ZM32 150H34V149H32ZM31 150V151H32ZM89 152V156L87 155V157H84V155H83V153H85L86 154V152L87 151ZM113 150V149H112ZM116 150V149H115ZM35 151V152H36ZM105 151V152H104ZM103 152L106 154V155H108L106 152V150H104ZM111 151V150H110ZM123 151H124V149H123ZM163 151H165V150H163ZM261 151H262V149H261ZM46 152V151H45ZM87 152V153H88ZM102 152V151H101ZM102 152V153H103ZM117 152V151H116ZM115 152V153H116ZM141 152V151H140ZM149 152V153H150ZM222 152V151H221ZM263 152H264V150H263ZM34 153V152H33ZM101 153V154H102ZM118 153V152H117ZM116 153V154H117ZM120 153H122V152H120ZM153 153V152H152ZM152 153H150V154H152ZM155 153V152H154ZM224 153V154H225ZM230 153H232V149L230 150ZM262 153V152H261ZM45 154V155H44ZM92 156H91V155ZM97 154H98V156H97ZM264 154V153H263ZM2 155V154H1ZM32 155V154H31ZM96 155V156H95ZM124 155V154H123ZM141 155V154H140ZM153 155H155V154H153ZM153 155H151V157L153 158ZM232 155V154H231ZM86 156V155H85ZM150 156V155H149ZM210 156V155H209ZM216 156V157H217ZM2 157V156H1ZM0 157V158H1ZM78 157V156H77ZM103 157V156H102ZM126 157V156H125ZM148 157V156H147ZM231 158L233 157V156H230ZM238 157H239V155H238ZM244 157V156H243ZM104 158V157H103ZM122 158V157H121ZM200 158V157H199ZM207 158V157H206ZM206 158L204 159V160H206ZM218 158V157H217ZM226 158V157H225ZM124 159V158H123ZM202 159V158H201ZM210 159V158H209ZM220 159H218L219 160V162L217 161L216 163L218 164V163H220ZM222 159H224V158H222ZM1 160V159H0ZM40 160H38V161H40ZM125 160V159H124ZM155 160V159H154ZM199 160V159H198ZM203 160V159H202ZM215 160V159H214ZM230 160V159H229ZM244 160V159H243ZM46 161H43V165H42V168H43V166H44V168H47V166L46 165H44V162H46ZM68 161V160H67ZM71 161V160H70ZM156 161V160H155ZM223 161L224 160H222V163H223ZM72 162V161H71ZM73 162V163H74ZM199 162H202V161H199ZM206 162H209L208 160L206 161ZM204 163V161H203V163H204V165L205 166H207V163ZM227 162V161H226ZM1 163V162H0ZM65 163V162H64ZM67 163V162H66ZM65 163V164H66ZM73 163H70V162H68V164H73ZM135 164L136 163H139V164H141V168H142V170L143 171H145V172H147V173H149V174H151L152 173V171L154 170V167H155V165L157 164L156 162H154V161H152V162H146V161H136V162H134ZM202 163V164H203ZM215 163V164H216ZM248 163V162H247ZM46 164V163H45ZM62 164V163H61ZM201 164V165H202ZM214 164V165H215ZM230 164V163H229ZM249 164V163H248ZM261 164H263V163H261ZM47 165H48V162H47ZM67 165V164H66ZM74 165V164H73ZM72 165V166H73ZM122 165V164H121ZM123 165H125L124 163H123ZM226 165H227V163H226ZM235 165V164H234ZM242 165V164H241ZM4 166V165H3ZM38 166H39V164H38ZM64 166V165H63ZM69 166V165H68ZM216 167H218L217 165H215ZM215 166H213L212 165V167H215ZM221 166V165H220ZM243 166V165H242ZM250 167L252 166L251 164L249 165ZM248 166V167H249ZM263 166V165H262ZM30 167H31V165H30ZM37 167V166H36ZM52 167V166H51ZM61 167V166H60ZM71 167V166H70ZM120 167V166H119ZM204 167V166H203ZM202 167V168H203ZM208 167H211L210 166V164H209V166ZM215 167V168H216ZM223 167V166H222ZM235 167V166H234ZM249 167V168H250ZM253 167V166H252ZM33 168V167H32ZM41 168V169H42ZM43 168V170H45ZM48 168H49V166H48ZM63 168V167H62ZM61 168V169H62ZM67 168V167H66ZM78 169V171H77V169ZM121 168H122V166H121ZM120 168V169H121ZM219 168V167H218ZM221 168V167H220ZM227 168V167H226ZM244 168H246V170H247V167H244ZM262 168H264V167H262ZM7 169V168H6ZM70 169V170H69ZM127 169V168H126ZM204 169V168H203ZM207 169V168H206ZM212 169V168H211ZM223 168H221V170H222ZM253 169V168H252ZM252 169H250L251 171H256V169H254V170H252ZM33 171H34V169H32ZM36 170V169H35ZM218 171H219V169H217ZM221 170H220V172H221ZM240 170H241V168H240ZM259 170H260V167H259ZM259 170L257 171V172H259ZM263 170V169H262ZM261 170V171H262ZM39 171V170H38ZM37 171V172H38ZM55 171V170H54ZM59 171H61V170H59ZM59 171L57 172V173H59ZM77 171V172H76ZM217 171V173H219ZM230 170H228V172H229ZM242 171V170H241ZM244 171V170H243ZM242 171V172H243ZM251 171H250V173H251ZM4 172V171H3ZM50 172V171H49ZM48 172V173H49ZM52 172V171H51ZM76 172V175H75V177H72V175H74V173ZM129 172V171H128ZM247 171H245V173H246ZM249 172V171H248ZM5 173H6V171H5ZM45 173V172H44ZM57 173H54V174H56L57 175ZM119 173V172H118ZM125 173H126V171H125ZM222 173V172H221ZM237 173H239L238 171H237ZM254 173H256V172H254ZM253 172H252V174H249V177L251 176V175H253L254 174ZM259 173H261V172H259ZM262 173H264V170L262 171ZM4 174V173H3ZM35 174V173H34ZM33 174V175H34ZM116 174V173H115ZM216 174V173H215ZM230 174V173H229ZM240 174V173H239ZM258 174V173H257ZM257 174H255L256 176H257ZM6 174H4L3 175V177H2V179L0 180V196L1 197H3V200H4V202H2V201H0L2 204L0 205V217H2L4 220L3 221H5V222H3L2 224H1V221H0V224H1V227H2V225L4 226V224L6 223V222H8V221H10V220H13L12 218L14 217L12 214L13 213H15V208L17 207L16 206V204H15V201H16V199L14 198V193H15V191H14V189L16 188H14L13 187V180H12V182H10V181H8L7 179L8 178H6V177H8L9 175L7 174L6 176H5ZM32 175V176H33ZM124 175V174H123ZM255 175H253V176H255ZM2 175H1V171H0V177H1ZM35 176V175H34ZM33 176V177H34ZM41 176V175H40ZM44 176V175H43ZM45 176H47V174H45ZM60 176H61V179L62 180H60L59 181V178H60ZM120 176V175H119ZM129 176V175H128ZM133 176V175H132ZM168 176V175H167ZM220 176V175H219ZM239 176V175H238ZM252 176V178H249L248 176H247V178L248 179H251L250 181H249V183L248 184H246V183H243V182H241L242 184H240V182H239V179H237L238 180V183H236V182H234V181H236V180H233V183L231 184V185H229V187L230 188H228L224 193H223V195L224 196H222L220 199H221V201L220 202H222V204H223V206L225 207V211H227V217H226V225H224L223 223H221L222 225H220L219 227H218V225H217V223H216V226L214 225V222H213V226L214 227H209L211 230H209L208 229V231H211V233H209L210 234V236H211V241H210V243L209 244H207L208 246H207V253L205 254V259L203 260V262H201V263H203V264H206V262L207 261H209V259L210 258H212V255H214L213 254V252H214V250H217L216 249V247L218 246V245H221V243H220V241H222L223 240V238L224 237H226L227 235H228V232H229V234L231 233L232 235L231 236H229V237H232V236H234L238 241H240V242H243V244H244V246L247 248V250L246 251H251V253L254 255V260H255V264H264V229H263V231H262V228H261V233H262V236H261V234L259 233L260 232V227L259 228H257V226H256V224H254L255 226H256V228H255V226L253 227L252 225V228L255 230L254 232L252 231V228L250 227V229H249V224L248 223H246L245 221L243 222V221H240L241 219H240V217L241 216H243L242 214H241V212H243V214H245L246 216H247V218H250L251 220H252V218L254 217H256L255 215V213H251L250 214V212H249V208H250V210L252 211H256L257 210V207H256V205H255V203H254V205H255V207H253L254 205L252 204V202H250L248 199H250L248 196L249 195H251L252 194V190L253 189H255L256 191H258L259 192V196L261 197V195H264V194H262L263 193V191H264V179H263V177H262V179L260 178L259 180L258 179H256L255 177H253ZM264 176V175H263ZM29 177H31V176H29ZM37 177H38V175H37ZM52 177V176H51ZM163 177H165V176H163ZM199 177V176H198ZM214 177H216V176H214ZM237 177V176H236ZM236 177H234V179H236ZM259 177H261L260 175H259ZM35 178H36V176H35ZM39 178V177H38ZM45 178V177H44ZM48 178V177H47ZM50 178V177H49ZM48 178V179H49ZM133 178V177H132ZM217 178V177H216ZM33 179V178H32ZM41 179V178H40ZM43 179V178H42ZM157 179V178H156ZM232 179V178H231ZM9 180H10V178H9ZM22 180V179H21ZM52 180V179H51ZM163 180V179H162ZM193 180V179H192ZM243 180V179H242ZM261 180H263V181H261ZM23 181V180H22ZM33 181V180H32ZM34 181H35V179H34ZM54 181V182H55ZM149 181V179L147 180V181H145V182H148ZM156 180H152V182L154 183ZM42 181H40V183H41ZM47 182V181H46ZM52 182V181H51ZM50 182V183H51ZM157 182V181H156ZM194 182V180L192 181V183ZM196 182V181H195ZM194 182V183H195ZM245 182V181H244ZM34 183V182H33ZM39 183V182H38ZM53 183V182H52ZM51 183V184H52ZM230 183V182H229ZM56 184V185H57ZM105 184V185H106ZM139 184V183H138ZM137 184V185H138ZM17 185V184H16ZM15 185V186H16ZM47 185V184H46ZM56 185H54V186H56ZM120 185V184H119ZM146 185H148L147 183H146ZM182 185V184H181ZM176 186L175 188H173V187H169L167 184H162V188L163 189H166V190H168L171 194H176V193H184V194H188V195H190L191 196V192H190V188H187V187H183V186ZM48 186H49V184H48ZM139 186H140V184H139ZM138 186V187H139ZM193 185H190V183H189V186L188 187H192ZM61 187V188H62ZM141 187V186H140ZM234 187H236V189H234ZM23 187L21 186V193H22V191H23V189H22ZM45 188V187H44ZM46 188H47V186H46ZM52 188V187H51ZM57 188V187H56ZM145 188V187H144ZM193 188V187H192ZM16 189H18L19 190V188L17 187ZM15 189V190H16ZM33 189V188H32ZM54 189H55V187H54ZM106 189V191H107V193H108V190ZM138 189V188H137ZM230 189V190H229ZM25 190V189H24ZM62 190H63V188H62ZM134 190H135V188H134ZM144 190V189H143ZM229 190V191H228ZM254 190V191H255ZM17 191V190H16ZM48 191V190H47ZM105 191V192H106ZM139 191V193L140 194H138L139 196H141L142 194H141V191H140V189L138 190ZM138 191H136L135 193H137ZM228 191V192H227ZM64 192V191H63ZM105 192H104V194H105ZM144 193H145V191H143ZM222 192V191H221ZM220 192V193H221ZM257 192V193H258ZM17 193H18V191H17ZM21 193H20V191H19V193L18 194H20L21 195ZM48 193V192H47ZM132 193V192H131ZM131 193H129V194H131ZM254 193V192H253ZM23 194V193H22ZM116 194L118 195L119 194V192H116ZM116 194H112L111 195V193H110V196H109V194H107V197H108V200H106V201H108V202H106L107 204H103L102 202L99 204V206H101V204H103V205H107L106 206V210L107 211H109V214H110V216H112V213H114L116 210H115V206H117V207H119L120 208V201L122 200V199H124V198H128L129 197V194H128V197H124L123 195H122V193L120 192V194L123 196V198L121 199V196H120V198L118 197V196H116ZM133 194V193H132ZM193 194V193H192ZM213 194V193H212ZM255 194V193H254ZM15 195H16V193H15ZM19 195V196H20ZM194 195V194H193ZM207 195H208V193H207ZM18 196V195H17ZM105 196H106V194H105ZM209 196V195H208ZM207 196V197H208ZM16 197V196H15ZM21 197H23V196H21ZM106 197V198H107ZM216 197V196H215ZM237 197H238V199H237ZM251 197V196H250ZM252 197H253V195H252ZM140 198V197H139ZM141 198H142V196H141ZM217 198H219V197H217ZM216 198V199H217ZM242 200H240V199ZM258 198V197H257ZM20 199V198H19ZM119 199H120V201H119ZM203 199V198H202ZM214 199L215 198H213V203H214V205L217 203L216 201V203L214 202ZM215 199V200H216ZM254 199V198H253ZM1 200V199H0ZM105 200V199H104ZM128 200L129 201H131V200H133V199H131V197H129V199H127L126 201L128 202ZM199 200V199H198ZM205 200H206V197H205ZM204 200V201H205ZM210 199H208V202H212V199H211V201H209ZM240 201L242 204H246L245 205V207H243L242 206V208L244 209H246V210H248V211H245V209H244V211H242V208H240V206L242 205H240L239 206V209H241L240 210V214H241V216H240V214H237V212L236 211H238L236 208H238V206H236L238 203L236 202V201ZM249 201V203H247L248 201ZM261 200V199H260ZM91 201V199L89 200V201H87V202H90ZM176 201V200H175ZM217 201H218V199H217ZM253 201H257V199L256 200H253ZM123 202V201H122ZM127 202H124V203H126V204H129V202L127 203ZM178 202V201H177ZM201 202V201H200ZM219 202V201H218ZM17 203V202H16ZM133 203V202H132ZM131 202H130V204H132ZM174 203V202H173ZM203 203V202H202ZM210 203H208V204H210ZM213 203H211L212 204V207H210V208H216V207H214V205H213ZM237 203V204H236ZM258 203V202H257ZM91 204V203H90ZM140 204V203H139ZM175 204H177V203H175ZM204 204V203H203ZM205 204H206V202H205ZM217 204H219V203H217ZM216 204V205H217ZM88 205H89V203H88ZM123 205L124 204H122V206L121 207H123ZM142 205H143V203H142ZM186 205V204H185ZM202 205V204H201ZM215 205V206H216ZM221 205V204H220ZM129 207H130V205H128ZM135 206V205H134ZM208 206V205H207ZM211 206V205H210ZM223 206H222V209H223ZM257 206H258V204H257ZM125 207H126V205H125ZM144 207V206H143ZM142 207V208H143ZM148 207V206H147ZM152 207V206H151ZM150 207V208H151ZM168 207V206H167ZM187 207V206H186ZM204 207V206H203ZM219 205H218V210H219ZM94 208V207H93ZM99 207H97V208H95V209H91L90 208V205L88 206V208L87 209H83L80 213H81V226H82V228L84 227V231L87 233L88 232V234H91V233H95V230H94V226H92L94 223L93 222H91V220H92V215L94 214V213H96V215L98 214V211L99 212H101V210H100V208L98 209ZM206 210L208 209L206 206L204 207ZM209 208V211H211V209ZM221 208V207H220ZM248 208V209H247ZM256 208V209H255ZM98 209V210H97ZM137 209V208H136ZM170 209V208H169ZM186 209V208H185ZM184 209V210H185ZM190 209H193V208H190V207H188L187 208V210L186 211H189ZM264 209V208H263ZM16 210H17V208H16ZM194 210V209H193ZM203 210V209H202ZM205 210V211H206ZM259 210V209H258ZM258 210H257V212H258ZM262 210V209H261ZM68 209L67 208H60L59 210H57V211H55V213H56V215H61L62 216V214L64 215V214H68ZM111 211V212H110ZM197 211V210H196ZM205 211H203V213L205 212ZM217 211V210H216ZM215 210H213V212H216ZM103 212V211H102ZM163 212V211H162ZM164 212H165V210H164ZM200 212L202 213V211L200 210ZM197 213L195 216L197 217V219H195V218H193L194 220H193V222H192V220L190 221V219H188V221H186L184 224L185 225H188V226H186L183 230H185L187 227H195V226H198L199 224H201V222H200V217H201V215L202 216H204L203 215V213L201 214V213ZM208 212V211H207ZM249 212V213H248ZM264 212V211H263ZM263 212H261V213H263ZM54 213V212H53ZM116 213V212H115ZM194 213V212H193ZM108 214V213H107ZM108 214V215H109ZM187 214V213H186ZM192 214V213H191ZM199 214H201L200 216H199V218H198V215ZM248 214H249V216H248ZM255 214V215H254ZM260 214V213H259ZM54 215V214H53ZM100 215H101V213H100ZM114 215V214H113ZM239 215V216H238ZM254 215V216H253ZM13 216V217H12ZM60 216V217H61ZM114 216H116V215H114ZM139 216V215H138ZM246 216H244V218L242 219V220H245V217ZM253 216V217H252ZM142 217H144L143 215H142ZM162 217V216H161ZM188 217V216H187ZM191 217V216H190ZM189 217V218H190ZM252 217V218H251ZM112 218H113V216H112ZM139 218V217H138ZM150 218V217H149ZM163 218V217H162ZM203 218V217H202ZM201 218V219H202ZM242 218V217H241ZM246 218V219H247ZM256 218H258V214H257V217ZM263 218H264V216H263ZM110 218H109V216H108V220H109ZM147 219V218H146ZM145 219V220H146ZM160 219V218H159ZM206 219V218H205ZM209 219H212V216H211V218H209ZM240 219V220H239ZM135 220V219H134ZM144 220V221H145ZM152 220V219H151ZM185 220V219H184ZM183 220V221H184ZM213 220V219H212ZM254 220V219H253ZM259 220H261V219H259ZM69 221H71V220H69ZM93 221V220H92ZM129 221V220H128ZM136 221V220H135ZM147 221V220H146ZM160 221V220H159ZM163 221V220H162ZM209 221V220H208ZM207 220H206V223L208 222ZM248 221V220H247ZM210 222H212V221H210ZM260 222H262L263 224H262V227L264 228V222L263 221H260ZM8 223H12V222H8ZM52 223V222H51ZM50 223V224H51ZM70 223H72V222H70ZM108 223V222H107ZM110 223V222H109ZM172 223H173V221H172ZM206 223H204V224H206ZM225 223V222H224ZM250 223H252V221L250 222ZM97 224V223H96ZM132 224H133V222H132ZM138 224V223H137ZM168 224V223H167ZM167 224H164V227H163V229H162V231L165 229V227L167 228V227H170V228H168V229H170V230H172V228L174 227V226H170V224L169 225H167ZM183 224V225H184ZM248 224V226H246ZM7 225H9V224H7ZM42 225V224H41ZM95 225V224H94ZM130 225V224H129ZM165 225H167V226H165ZM209 225V224H208ZM211 225V224H210ZM224 225V226H223ZM11 226H12V224H11ZM80 226V225H79ZM80 226V227H81ZM6 226H4V228H5ZM56 227V226H55ZM61 229L63 228L62 226H59ZM151 227V226H150ZM226 227H227V229H226ZM247 227V228H246ZM70 228V227H69ZM131 228H132V226H131ZM136 228V227H135ZM140 228V227H139ZM158 228V227H157ZM228 228H229V230H228ZM6 229H7V227H6ZM5 229V230H6ZM9 229V228H8ZM33 229V228H32ZM43 229H46V228H44L43 227ZM64 229V228H63ZM62 229V230H63ZM77 229H78V227H77ZM80 229V228H79ZM155 229V228H154ZM168 229H167V231H168ZM174 229V228H173ZM180 229V228H179ZM202 229V228H201ZM247 229V230H246ZM258 229H259V231H258ZM2 230H3V228H2ZM10 230L13 232V234L14 233H16V231H15V229L14 230H12V228H10ZM10 230H9V233H7V235L8 236H12L13 234H10ZM47 230V229H46ZM58 230H59V228H58ZM62 230H60V232L62 231ZM66 230V229H65ZM69 230V229H68ZM87 230V231H86ZM147 230V229H146ZM157 230V229H156ZM178 230V229H177ZM187 230H189L190 231V228H187ZM228 230V231H227ZM73 231V230H72ZM78 231V230H77ZM79 231H81V233H82V229H80ZM78 231V232H79ZM134 231H135V229H134ZM142 231V230H141ZM143 231H145V230H143ZM148 231V230H147ZM167 231H165L166 233H169V232H167ZM175 231H176V229H175ZM192 231V230H191ZM227 231V232H226ZM6 232H7V230H6ZM42 232V231H41ZM43 232H44V230H43ZM46 232V231H45ZM44 232V233H45ZM63 232H64V230H63ZM156 232V231H155ZM186 232V231H185ZM253 234H252V233ZM4 233V232H3ZM38 233H39V231H38ZM44 233H42V237H43V234ZM54 232H52V230L51 231H49V232H46L45 233V237L48 239V241L50 240L51 242H49V243H45V242H47V240H44V241H42V243H45L46 245H43L44 247H46V246H48V245H50V243H51V248L50 249H48V247H47V249H48V251L46 252L47 254H51V255H54L53 254V252L55 253L56 252V255H57V252H58V250L60 249L61 250V248H59V247H61V244H63V241H65V239L64 240H62L64 237H67V235H69V233L65 236L64 235V237H63V235H62V237L63 238H61V240H62V242H61V240L59 241L58 239H56V237H55V235L56 234H53ZM65 233V232H64ZM93 233V234H94ZM161 233V232H160ZM183 233V232H182ZM248 233V234H247ZM251 233V234H250ZM6 233H4L3 235L4 236H6L5 235ZM10 234V235H9ZM40 234V233H39ZM144 234V233H143ZM176 234V233H175ZM179 234V233H178ZM184 234V233H183ZM212 234V235H211ZM258 234H260V237H259V235ZM60 234H58V235H56V236H58V238H60V236H59ZM70 235H71V233H70ZM110 235V234H109ZM142 235V234H141ZM140 235V236H141ZM163 235V234H162ZM8 236H6V238H8ZM10 236V237H11ZM91 236H93V235H91ZM111 236V235H110ZM131 236H133V235H131ZM137 236V235H136ZM144 236V235H143ZM171 236V235H170ZM9 237V240L11 239ZM234 237H232V238H234ZM5 238V237H4ZM39 239H40V235H39V237H38ZM162 238H164V237H162ZM162 238H160L159 240L160 241H162L161 239ZM254 239V240H250V239ZM141 239V238H140ZM158 239V238H157ZM228 239V237H226V240ZM6 240V239H5ZM9 240H8V242H6L5 241V243H6V247H7V251L9 250V246H11L10 244H9ZM66 240H67V238H66ZM68 240H69V237H68ZM71 240V239H70ZM69 240V241H70ZM229 241H230V238L228 239ZM31 241V240H30ZM39 242H40V240H38ZM131 241V240H130ZM133 241V240H132ZM139 241V240H138ZM160 241H158V243L160 242ZM224 241H225V239H224ZM251 241V242H250ZM252 241L254 242V243H252ZM12 242V241H11ZM39 242H36V246H38L39 244H37V243H39ZM68 241H65L64 242V244L66 243V244H68L67 243ZM156 242V241H155ZM231 242H232V240H231ZM30 243V242H29ZM32 243V242H31ZM70 243V242H69ZM133 243V242H132ZM139 243V242H138ZM142 243H144V242H142ZM158 243H155V245L153 246L154 248H153V250L154 251H157L158 252V248H157V244ZM220 243V244H219ZM224 243H226V242H224ZM229 243V242H228ZM63 244V245H64ZM65 244V245H66ZM71 244V243H70ZM128 244V243H127ZM135 245H136V242L134 243ZM186 244H190V243H186ZM34 245V246H35ZM125 245H126V243H125ZM133 245V244H132ZM139 245V244H138ZM146 245V244H145ZM162 245V244H161ZM229 245V244H228ZM35 246V247H36ZM38 247V249L39 250H43V248L44 247ZM71 246L73 247V245L71 244ZM134 246V245H133ZM181 246V245H180ZM5 247V248H6ZM12 247V246H11ZM27 248L28 246H24V248ZM34 247V248H35ZM64 247V246H63ZM62 247V248H63ZM71 247V248H72ZM99 247V246H98ZM159 247V246H158ZM176 247H178V246H176ZM189 247V246H188ZM236 247V246H235ZM26 248H25V252H26ZM59 248V249H58ZM65 248H67L66 246H65ZM70 248V249H71ZM95 248V247H94ZM140 248H141V246H140ZM181 248L182 247H180V250H181ZM4 249V248H3ZM11 249V248H10ZM28 249V248H27ZM36 249V248H35ZM46 248L44 249V250H47ZM58 249V250H57ZM74 249V250H73ZM72 250V252H74V254H75V251H76V249H77V247L75 248V246H74V248H73ZM162 249H164V248H162ZM205 249V250H206ZM219 249V248H218ZM57 250V251H56ZM59 250V253L60 252H62V250L64 251V249H62L61 251ZM172 250H173V248H172ZM234 250H236V248L235 249H233V251ZM237 250L238 251H240L239 249H238V247H237ZM242 250V249H241ZM11 251V250H10ZM36 251H38V250H36ZM69 251V250H68ZM130 251V250H129ZM160 251V250H159ZM35 252V251H34ZM43 252V254H44V251H41V253ZM65 252V251H64ZM161 252V251H160ZM230 252H232V251H230ZM2 253H4L5 255H6V253L7 252H5V251H3ZM27 253V252H26ZM25 253V254H26ZM36 253V252H35ZM37 253H39V252H37ZM36 253V254H37ZM41 253H39L40 254V256H39V258L41 257V259H42V257H43V254H41ZM136 253H137V251H136ZM243 253V252H242ZM242 253L241 252H235V256L236 257H238V258H240V256L242 255ZM246 253V252H245ZM3 254V255H4ZM8 255L10 254V253H7ZM23 254V253H22ZM20 255V257L21 256H24L23 257V259H21V264L22 263H28V264H31V262H32V264H33V262H34V259L32 260V257H31V262H30V255L29 254H26V255H29V257L28 256H26V255ZM39 254H37V255H39ZM47 254H44V256L46 255V257H47ZM69 254H70V252H69ZM73 254V255H74ZM153 254V253H152ZM151 254V255H152ZM157 254V253H156ZM156 254H153L152 256H154V255H156ZM161 254V253H160ZM237 254V255H236ZM238 254H241L240 256L238 255ZM246 254H249L248 252L246 253ZM246 254H243V257L241 256V258H242V262H240V264L241 263H243V258H247L246 259V261L244 262V263H246V262H248L249 263V259H248V257L250 258V255L248 256V255H246ZM2 255V256H3ZM4 255V256H5ZM6 256V257H9V256ZM42 255V256H41ZM71 255H72V253H71ZM231 255H233V253H231ZM245 255V256H244ZM152 256H151V258H152ZM157 256V255H156ZM214 256H216V253H215V255ZM213 256V257H214ZM223 256V255H222ZM227 256V258H229V256H228V254L226 255ZM235 256L233 257H230L231 259H233V258H235ZM246 256H248V257H246ZM45 257V258H46ZM48 257H49V255H48ZM47 257V258H48ZM51 257H53V256H51ZM55 257V256H54ZM99 257V256H98ZM18 259H20L19 258V256L17 257ZM95 258V257H94ZM136 258V257H135ZM156 258V257H155ZM215 258H217V257H215ZM226 258V257H225ZM226 258V259H227ZM238 258H236L237 260H238ZM240 258V259H241ZM7 259H10V257L9 258H7ZM7 259H5V260H7ZM12 259H13V257H12ZM18 259H16L17 260V262H19V263H17V262H15V260L13 259V260H11V261H14L15 262V264H20V260H18ZM44 259V258H43ZM49 259H51L50 257H49ZM92 259V258H91ZM138 259V258H137ZM222 259H224V256H223V258ZM222 259H220V260H222ZM225 259V261L227 262V260H229L230 261V259H227L226 260ZM239 259V260H240ZM53 260H54V258H53ZM56 260V259H55ZM96 260V259H95ZM99 260V259H98ZM136 260V259H135ZM150 260L151 259H148V261H147V259L145 258L144 259V257L142 258L141 256L139 257V259L137 260V261H139V263L140 264H151V263H149L150 262ZM153 260V259H152ZM219 260V261H220ZM238 260V261H239ZM249 260V261H248ZM40 261V260H39ZM93 261V260H92ZM91 261V262H92ZM100 261V260H99ZM98 261V262H99ZM136 261V262H137ZM212 260H210V262H211ZM233 261V260H232ZM231 261V262H232ZM235 261V260H234ZM43 262V261H42ZM127 262V261H126ZM224 262V260H223V263H222V261H221V264H230V262ZM237 262V261H236ZM235 262V264H238V262L236 263ZM13 263V262H12ZM95 263V262H94ZM93 263V264H94ZM100 263V262H99ZM98 263V264H99ZM209 263V262H208ZM233 263V262H232ZM231 263V264H232ZM97 264V263H96ZM217 264H218V262H217ZM220 264V263H219ZM247 264V263H246ZM250 264V263H249Z\"/></svg>",
    "mask_w": 264,
    "mask_h": 264
},
{
    "label": "crops",
    "instance_id": "obj_3",
    "mask_svg": "<svg viewBox=\"0 0 264 264\" xmlns=\"http://www.w3.org/2000/svg\"><path fill=\"white\" fill-rule=\"evenodd\" d=\"M181 98H183L182 95L179 96V97H177V100H180ZM172 104H173V105H171V109H169V110H165V111H159V112H158V116L163 117V118H166V117H168L170 114L174 113V107H175V104H177V102L174 101Z\"/></svg>",
    "mask_w": 264,
    "mask_h": 264
},
{
    "label": "flooded vegetation",
    "instance_id": "obj_4",
    "mask_svg": "<svg viewBox=\"0 0 264 264\" xmlns=\"http://www.w3.org/2000/svg\"><path fill=\"white\" fill-rule=\"evenodd\" d=\"M131 132H133V131H131Z\"/></svg>",
    "mask_w": 264,
    "mask_h": 264
}]
</instances>
